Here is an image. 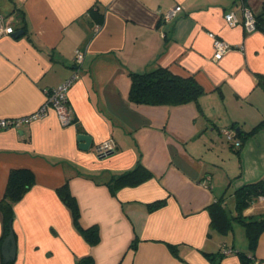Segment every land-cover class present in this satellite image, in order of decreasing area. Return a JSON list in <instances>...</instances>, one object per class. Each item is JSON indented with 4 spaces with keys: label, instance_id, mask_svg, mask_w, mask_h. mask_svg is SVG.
Returning <instances> with one entry per match:
<instances>
[{
    "label": "crops",
    "instance_id": "crops-1",
    "mask_svg": "<svg viewBox=\"0 0 264 264\" xmlns=\"http://www.w3.org/2000/svg\"><path fill=\"white\" fill-rule=\"evenodd\" d=\"M178 5L164 21L162 13ZM243 6L264 24V0H0V14L16 19L15 33L0 37V118L38 109L46 90L73 74L75 51H84L67 92L71 123L60 124L50 110L0 129V199L12 168L34 174L13 205L11 264H75L84 256L93 264H210L206 253L222 254L218 264H264V229L251 248L241 221L232 219L222 234L208 210L221 198L232 218H264V195L242 211L236 203L237 189L264 177V127L247 135L264 119V27L247 32ZM230 10L235 26L224 20ZM208 32L231 46L219 60ZM156 66L193 76L204 90L197 103L129 101L128 72ZM224 128L244 137L239 149ZM78 133L91 136L88 150L78 146ZM107 138L115 149L99 155ZM138 164L151 176L112 191L113 178ZM64 184L81 227L96 228L95 243L60 198ZM4 238L0 212V264Z\"/></svg>",
    "mask_w": 264,
    "mask_h": 264
},
{
    "label": "trees",
    "instance_id": "trees-1",
    "mask_svg": "<svg viewBox=\"0 0 264 264\" xmlns=\"http://www.w3.org/2000/svg\"><path fill=\"white\" fill-rule=\"evenodd\" d=\"M255 18L257 27H264V24H259L257 16H255ZM128 75L130 78L128 99L136 104L174 106L189 102L197 103L198 97L204 91L193 76H180L172 73L163 66H156L144 72L129 71ZM262 127H264V119L259 121L247 135L252 134ZM243 139L244 137L240 138L241 145ZM150 176V172L142 165L138 164L135 168L113 178L111 189L114 191L118 186L124 184L134 185L148 179ZM33 183L34 174L29 168H12L9 171L4 193L0 199V212L3 214L4 218L5 236L9 232V222L13 219L14 203L23 196ZM57 192L60 198L71 208L74 223L80 229L84 238L89 243H95L98 239L97 230L95 227H81L77 204L74 197L70 194L68 186L66 184L62 185L57 189ZM235 192L237 197V208L239 211H242L254 198L264 195V177L245 184ZM162 203V200L151 202L148 204V207L153 209L159 207ZM208 210L211 215L210 226L219 233L226 234L231 230L232 219L241 221L246 230L249 246L254 248L259 233L264 229V218L244 220L241 218V214L232 218L228 214L221 198L212 202L208 206ZM171 249L174 253L177 252L175 246H171ZM205 255L209 258L210 264H218L222 259V254L206 253ZM245 259V255L241 253L242 263H245ZM1 264H11V262H4L2 260ZM75 264H93V260L90 256H84L76 261Z\"/></svg>",
    "mask_w": 264,
    "mask_h": 264
},
{
    "label": "built area",
    "instance_id": "built-area-1",
    "mask_svg": "<svg viewBox=\"0 0 264 264\" xmlns=\"http://www.w3.org/2000/svg\"><path fill=\"white\" fill-rule=\"evenodd\" d=\"M181 6L178 5L164 13H162V19L164 21L169 20L175 12L179 11ZM224 20L228 26H235L239 24V20L236 17L233 10L224 13ZM15 17L11 14H0V37L4 35H12L15 33L16 28L14 22ZM240 24L245 28L247 32L256 30V18L255 14L247 7H242V20ZM97 29V27L95 28ZM208 35L212 39L213 46V58L215 60L221 59L226 52L231 49V46L218 38L214 32H208ZM84 60V51L77 49L74 56V72L62 82L59 86L46 90V98L38 109L34 112L19 116V117H8L0 118V129L6 128H19L22 124H29L33 120L42 118L47 115L50 110H53L57 118L62 125H67L72 122V110L67 102V92L74 80H77L80 75V68ZM227 141L232 143V146L239 148L241 146L240 139L235 136L234 130L224 128L221 130ZM116 143L113 138H107L97 144V151L99 155H105L115 149ZM232 249L227 247L224 249V254H229Z\"/></svg>",
    "mask_w": 264,
    "mask_h": 264
},
{
    "label": "water",
    "instance_id": "water-1",
    "mask_svg": "<svg viewBox=\"0 0 264 264\" xmlns=\"http://www.w3.org/2000/svg\"><path fill=\"white\" fill-rule=\"evenodd\" d=\"M20 31H17L16 34H20ZM78 141V146L82 150H88L91 145V136L86 133H78L76 135ZM16 255V242L14 233L11 227V222H9V232L5 236L2 242V257L4 262H12Z\"/></svg>",
    "mask_w": 264,
    "mask_h": 264
}]
</instances>
